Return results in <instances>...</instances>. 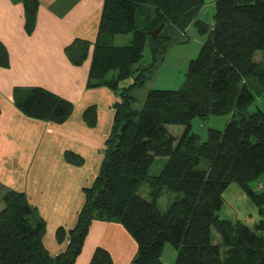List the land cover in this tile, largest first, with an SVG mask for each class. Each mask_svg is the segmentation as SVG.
<instances>
[{
  "label": "trees",
  "instance_id": "1",
  "mask_svg": "<svg viewBox=\"0 0 264 264\" xmlns=\"http://www.w3.org/2000/svg\"><path fill=\"white\" fill-rule=\"evenodd\" d=\"M206 0H104L94 43L75 38L65 47L68 59L82 65L93 45L87 86L107 85L120 102L112 132L107 139L99 173L84 188L85 203L76 225L57 230L64 251L51 256L44 245L45 221L27 196L8 191L0 210V264H74L82 252L94 220L124 225L138 244L130 264H165L163 251L171 244L173 264H264V190L251 186L264 175V109L250 107L264 92V0H216L211 22L199 19ZM38 0H24L25 28L36 26ZM165 23L185 30L194 24L206 35L197 58L189 63L179 89H150L141 109H135L132 90L143 86V67L134 68L150 47L155 66L167 41L149 31ZM132 33L128 44L114 37ZM162 44V45H161ZM9 55L0 42V66L8 67ZM116 70V76L106 78ZM139 75L126 87L121 83ZM16 91V104L33 118L65 122L74 103L41 86ZM211 115H230L224 130L210 128L207 140L192 131V120ZM93 127L96 105L84 111ZM183 127L180 134L170 126ZM70 163L81 165L79 154L67 151ZM166 158L158 174L150 168ZM150 185L149 198L139 194L142 183ZM237 183L258 208L254 226L221 218L224 192ZM177 194L166 210L158 200ZM220 240L216 241V234ZM89 264H114L110 252L97 247Z\"/></svg>",
  "mask_w": 264,
  "mask_h": 264
},
{
  "label": "crops",
  "instance_id": "2",
  "mask_svg": "<svg viewBox=\"0 0 264 264\" xmlns=\"http://www.w3.org/2000/svg\"><path fill=\"white\" fill-rule=\"evenodd\" d=\"M38 2L36 26L28 33L24 0H0V42L10 62L8 67L0 66V210L8 191L23 192L45 221L44 245L56 256L68 245L67 239L59 241L58 228L68 232L76 225L85 203L84 188L99 173L105 156L104 137L99 134L113 127L120 95L107 85L87 86L93 45L79 66L65 53L77 37L95 42L102 10H92V0ZM32 86L72 101L73 114L63 123L26 115L16 104V91L23 97ZM259 101L264 109V92ZM91 105L98 111L95 127L83 117ZM67 151L82 156L83 164L68 162ZM252 188L264 190V175ZM97 247L107 249L114 264H130L138 244L121 223L94 220L74 264H89ZM175 257V249L166 244L165 264H173Z\"/></svg>",
  "mask_w": 264,
  "mask_h": 264
},
{
  "label": "rangeland",
  "instance_id": "3",
  "mask_svg": "<svg viewBox=\"0 0 264 264\" xmlns=\"http://www.w3.org/2000/svg\"><path fill=\"white\" fill-rule=\"evenodd\" d=\"M214 0H206L205 5L199 13L198 18L206 22H211L215 13ZM104 0H92V10L100 11L103 10ZM162 35L160 38L161 43L167 41L166 50L161 58L158 53V59L155 66L150 68V64L153 63L154 58L151 53L150 47L146 46L144 50V56L140 63L134 67H143V72L146 73V82L143 86H137L132 90V95L135 96L133 107L135 109H141L147 97V93L150 89H179L182 87L186 73L188 71L189 63L192 59L198 57L203 42L206 39V35L199 33L198 29L194 24H191L185 30L177 28L174 25H168L163 28L158 34ZM132 33L116 35L115 43L118 45L128 44L131 40ZM162 45V44H161ZM264 62V52H263ZM264 64V63H263ZM117 71L112 70L108 73L106 78H112L116 76ZM139 75V70L134 72L132 78L121 83L122 87L128 86L133 82V78ZM259 97L257 101L250 107L251 111H254L263 106L259 103ZM97 111V106H96ZM98 112V111H97ZM230 115H211L207 118L196 117L192 120V131L198 133L201 136V140H207L208 131L210 128H216L224 130ZM98 124L96 120L95 126ZM94 126V127H95ZM173 134H180L183 130L182 126L173 125L170 126ZM112 132L104 135V132L99 134L104 137V144L106 149V142ZM166 158H158L150 168V174H158L164 164ZM258 180L252 183L253 187H257ZM150 185L148 182L142 183L139 189V194L143 197L149 198ZM177 197V194L171 192H165L158 200L159 207L162 210H166L170 203ZM225 203L222 209L219 211L221 218H227L232 222L243 221L251 226H254L258 220V208L255 203L246 195V193L240 188L237 183H232L224 192ZM216 234V241L220 240L219 235ZM169 248H174L168 243ZM175 249V248H174Z\"/></svg>",
  "mask_w": 264,
  "mask_h": 264
},
{
  "label": "water",
  "instance_id": "4",
  "mask_svg": "<svg viewBox=\"0 0 264 264\" xmlns=\"http://www.w3.org/2000/svg\"><path fill=\"white\" fill-rule=\"evenodd\" d=\"M165 27V23L160 24L157 28H155L152 31H149V34L153 37L156 38L158 34L162 31V29Z\"/></svg>",
  "mask_w": 264,
  "mask_h": 264
}]
</instances>
